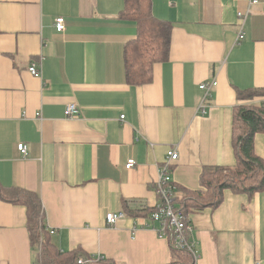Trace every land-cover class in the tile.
<instances>
[{
    "label": "crops",
    "instance_id": "crops-1",
    "mask_svg": "<svg viewBox=\"0 0 264 264\" xmlns=\"http://www.w3.org/2000/svg\"><path fill=\"white\" fill-rule=\"evenodd\" d=\"M151 1L153 14L172 25L169 56L154 64L150 82L136 85L127 79L125 46L138 23L122 15L126 0H0V185L40 195L62 251L169 264L172 243L158 221L126 214L111 226L107 213L124 203L158 205L170 148L179 152L171 166L179 198L204 190L205 167L236 165L235 106L264 99L238 97L264 88V0ZM214 79L200 111L199 85ZM71 102L80 115H66ZM254 142L264 158V133ZM131 158L136 165L127 168ZM187 221L202 264L264 262V190L226 189L219 205L191 208ZM0 264H37L27 207L1 197Z\"/></svg>",
    "mask_w": 264,
    "mask_h": 264
},
{
    "label": "trees",
    "instance_id": "trees-1",
    "mask_svg": "<svg viewBox=\"0 0 264 264\" xmlns=\"http://www.w3.org/2000/svg\"><path fill=\"white\" fill-rule=\"evenodd\" d=\"M151 5V0H126L122 14L136 19L138 23L137 38L125 46L127 79L136 85L150 82L154 64L166 60L169 56L172 25L157 18L152 12ZM238 97L242 101L264 97V88L240 90ZM257 133H264V99L258 103L235 106L232 138L236 165L205 167L201 177L204 190L184 191V197L181 199L177 192H181L182 188L173 182L175 207L184 220L187 221L191 208L202 209L219 205L226 189L248 193L264 190V158L257 153L254 142ZM0 197L5 201L27 207V226L32 245L37 251V264H80L78 261L80 257L90 258L91 255L81 251H62L54 245L53 234L47 227L43 203L38 193L20 187L5 188L0 185ZM156 208L157 206L132 207L124 203L123 211L134 217H151ZM174 235L173 231L168 229V238L172 243V261L169 264H192L191 253L177 246ZM85 264L119 263L103 258Z\"/></svg>",
    "mask_w": 264,
    "mask_h": 264
},
{
    "label": "built area",
    "instance_id": "built-area-1",
    "mask_svg": "<svg viewBox=\"0 0 264 264\" xmlns=\"http://www.w3.org/2000/svg\"><path fill=\"white\" fill-rule=\"evenodd\" d=\"M251 4L258 3L259 0H249ZM239 17L243 20L246 15L243 12L239 13ZM56 28L58 31H62L66 27L65 18L58 17L56 19ZM245 38V33L241 30L237 35V41H242ZM30 72L35 76L41 77V72L35 64H32L29 68ZM218 85V81L216 79L211 81L202 82L199 85V88L203 91L202 99L199 104V110L206 112V107L208 105L209 99L212 97L213 88ZM81 114L80 106L76 102H71L66 107V115L68 117H75ZM125 115H122L124 118ZM18 149L22 152L23 155L28 154V146L25 143H20L18 145ZM179 157V152L177 148H170L167 152V161L161 166L159 172V178L157 181V189L161 196L160 202L157 205L156 211H154L151 217L160 222L161 225V234L168 236V229L172 230L175 234L173 238H175V243L177 246L181 248H185L190 250L194 256V260L192 264H202L200 262L199 255H197L194 244L187 237L188 231L191 230V226L188 221L184 220L182 214L175 207V188L172 181L171 176V166L174 161H176ZM136 165V159L131 158L128 160L126 167L132 168ZM126 214L124 211L120 212H108L106 215L108 225H115L120 218L124 217ZM51 233L54 234L56 231L50 229ZM105 258L102 255H91L90 258L80 257L79 263L85 264L94 259H103ZM257 264H264L263 261H258Z\"/></svg>",
    "mask_w": 264,
    "mask_h": 264
},
{
    "label": "rangeland",
    "instance_id": "rangeland-1",
    "mask_svg": "<svg viewBox=\"0 0 264 264\" xmlns=\"http://www.w3.org/2000/svg\"><path fill=\"white\" fill-rule=\"evenodd\" d=\"M251 100H254V99H251Z\"/></svg>",
    "mask_w": 264,
    "mask_h": 264
}]
</instances>
